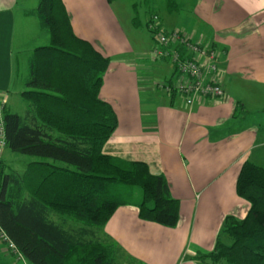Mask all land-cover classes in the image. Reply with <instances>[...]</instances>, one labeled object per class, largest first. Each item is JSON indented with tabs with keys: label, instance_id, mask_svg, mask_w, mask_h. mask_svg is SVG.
I'll return each mask as SVG.
<instances>
[{
	"label": "crops",
	"instance_id": "obj_1",
	"mask_svg": "<svg viewBox=\"0 0 264 264\" xmlns=\"http://www.w3.org/2000/svg\"><path fill=\"white\" fill-rule=\"evenodd\" d=\"M62 2L74 34L110 59L99 97L111 104L117 126L103 152L145 162L151 173L164 175L171 196L179 201L175 227L140 219L134 201L119 206L102 227L92 229L95 236L115 242L122 262L208 264L194 257L213 249L224 217L242 219L248 212V201L236 193L243 162L264 168V0H192L184 16L167 8L164 18L150 0L148 14L142 15L148 34L133 23L135 3L129 11L120 9L119 19L114 8L119 0ZM179 3L185 7V0ZM7 5L0 7V122L4 110L26 114L21 93L35 48L22 53L21 40L15 43V15ZM152 14L167 33L178 31L218 50L216 80L222 96L185 104L173 88V65L151 53L147 23ZM19 60L26 76L15 81ZM8 153L5 149L3 161ZM49 216L64 228L84 226L55 213ZM0 264L31 263L0 239Z\"/></svg>",
	"mask_w": 264,
	"mask_h": 264
},
{
	"label": "trees",
	"instance_id": "obj_2",
	"mask_svg": "<svg viewBox=\"0 0 264 264\" xmlns=\"http://www.w3.org/2000/svg\"><path fill=\"white\" fill-rule=\"evenodd\" d=\"M167 6L172 10L174 2ZM35 15L49 42L35 47L28 59L21 93L26 114H2L6 149L31 159L22 173L6 172L2 161L0 229L31 264H144L122 262L119 246L97 238L92 229L134 202L125 198L127 188L141 190L139 218L166 227L176 226L179 201L164 175L151 173L145 162L102 150L117 126L111 104L99 97L109 57L74 34L62 0H39ZM236 193L249 203L246 216H225L224 239L218 236L213 249L197 253L195 260L264 264V168L243 162ZM50 213L84 226L64 228Z\"/></svg>",
	"mask_w": 264,
	"mask_h": 264
},
{
	"label": "built area",
	"instance_id": "obj_3",
	"mask_svg": "<svg viewBox=\"0 0 264 264\" xmlns=\"http://www.w3.org/2000/svg\"><path fill=\"white\" fill-rule=\"evenodd\" d=\"M147 28L153 37L152 55L171 62L176 75L173 88L183 97L186 105H193L199 97L218 98L223 95V87L216 80L221 62L216 48L190 40L178 31L167 33L157 14L151 15ZM5 149L6 141L0 122V179ZM0 239L9 248L16 250L1 229Z\"/></svg>",
	"mask_w": 264,
	"mask_h": 264
},
{
	"label": "rangeland",
	"instance_id": "obj_4",
	"mask_svg": "<svg viewBox=\"0 0 264 264\" xmlns=\"http://www.w3.org/2000/svg\"><path fill=\"white\" fill-rule=\"evenodd\" d=\"M7 1L9 0H0V7L7 5ZM157 4L158 8V14L159 16L164 18V14L166 13V7L165 0H154ZM174 1V0H173ZM179 3V0H177ZM192 0H185V7H180L176 1H174V7L172 8V11L175 9H178L179 17L184 16V14L187 11V5L191 4ZM39 0H14L13 3L9 2L7 6H12L14 15H15V43L21 46L23 51L22 53H27L28 51H32V48L38 47L40 45H45L49 42V35L47 30L40 24L39 19L34 14L35 9L38 5ZM12 3V4H11ZM131 3H135L134 6V12H133V20L134 25L141 24L144 33H147V30L143 27V18L142 15L146 12L148 14V4L150 3V0H119L117 4H115L114 8L116 11H118L119 19H120V9L129 11V9L132 7ZM176 3V4H175ZM121 5V6H120ZM179 7V8H178ZM169 10V9H168ZM170 11V10H169ZM149 15L151 14L152 10L149 11ZM30 15H35L33 18ZM29 19V20H28ZM31 19V20H30ZM37 23V27H36ZM39 23V25H38ZM35 27V28H34ZM18 72V75L16 74ZM19 78H18V77ZM26 76L25 71V65L24 62L19 60L18 65H16V69L14 68V79L16 81V78L20 80L21 77ZM20 108V106H19ZM10 152V151H9ZM7 153V152H6ZM31 158L25 155L21 154H15V153H8L5 156V171L6 172H17L22 173L25 169L26 163ZM118 193H120V190L117 189ZM124 194L125 198L127 200H133V201H139L141 199L142 193L139 187H131L127 188V191ZM69 220V219H66ZM71 221V220H70Z\"/></svg>",
	"mask_w": 264,
	"mask_h": 264
}]
</instances>
